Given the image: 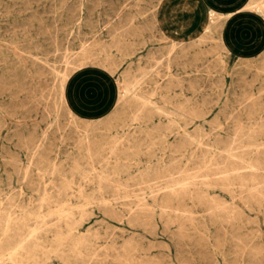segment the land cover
<instances>
[{
  "label": "rangeland",
  "instance_id": "374dc122",
  "mask_svg": "<svg viewBox=\"0 0 264 264\" xmlns=\"http://www.w3.org/2000/svg\"><path fill=\"white\" fill-rule=\"evenodd\" d=\"M236 6V0H0V242L6 215L40 242L17 258L1 256L0 264H264V14L246 8L214 20L207 15L210 7ZM63 71L76 115L60 95ZM125 79L132 86L120 98ZM233 160L241 172L255 165L243 184L198 180L214 178ZM183 188L195 191L165 200L167 190ZM66 220L70 231L61 224ZM57 223L61 240L52 231Z\"/></svg>",
  "mask_w": 264,
  "mask_h": 264
},
{
  "label": "bare ground",
  "instance_id": "6f19581e",
  "mask_svg": "<svg viewBox=\"0 0 264 264\" xmlns=\"http://www.w3.org/2000/svg\"><path fill=\"white\" fill-rule=\"evenodd\" d=\"M131 2H133V1H131ZM127 3V2H126ZM135 3H136V1H135ZM236 3H237V6L234 8V9H232V10H219V9H217V8H214V7H210L209 9H208V12H207V15L209 16V18H210V20H214L215 18H218V17H220V16H229V15H231L232 13H231V11H234V13H237L238 11H241V10H244V9H246V8H248V9H252V10H254V9H258V10H260L263 14H264V0H236ZM129 5V4H128ZM123 7V6H122ZM140 7V6H139ZM222 11H225L226 12V14H225V12H224V14H223V12ZM151 13V12H150ZM233 13V14H234ZM128 14V13H127ZM152 14V13H151ZM261 14V13H260ZM119 15V14H118ZM119 17V16H118ZM140 17V16H139ZM153 17V16H152ZM117 19V18H116ZM115 20V19H114ZM125 20V19H124ZM146 20V19H145ZM104 21H106V20H104ZM122 21V20H121ZM151 21V20H150ZM125 22V21H124ZM127 22V21H126ZM128 24V23H127ZM130 25V24H129ZM128 25V26H129ZM143 26H144V24H143ZM159 26V25H158ZM109 27H111V26H109ZM208 27V26H207ZM127 28V27H126ZM130 28V27H129ZM124 29V28H123ZM133 29H135V28H133ZM147 29V28H146ZM160 29V28H159ZM206 29V28H205ZM111 30H114V29H111ZM111 30H109V31H111ZM125 30V29H124ZM130 30V29H129ZM128 30V31H129ZM137 30V29H136ZM151 30V29H150ZM53 31V30H52ZM119 31H121V30H119ZM126 31V30H125ZM124 31V32H125ZM130 32H132V31H130ZM148 32V31H147ZM121 33H123V32H121ZM204 33V32H203ZM117 34V33H116ZM127 34V33H126ZM52 35V34H51ZM135 35H136V33H135ZM122 37V36H121ZM165 37V36H164ZM209 37V36H208ZM124 38V37H123ZM167 38V37H166ZM64 39V38H63ZM198 39H199V37H198ZM128 40V39H127ZM133 40V39H132ZM206 40V39H205ZM60 41V40H59ZM129 41V40H128ZM152 41H154V40H152ZM198 41H200V40H198ZM207 41V40H206ZM209 41V40H208ZM213 41V40H212ZM66 42V41H65ZM188 42V41H187ZM118 43V42H117ZM129 43V42H128ZM132 43V42H131ZM133 44V43H132ZM92 45V44H91ZM171 45V44H170ZM100 46V45H99ZM103 46V45H102ZM106 46V45H105ZM111 46H112V44H111ZM127 46V45H126ZM167 46H169V44L167 45ZM181 46V45H180ZM87 47V46H86ZM113 47V46H112ZM158 48V47H157ZM101 49V48H100ZM117 49V48H116ZM129 49V48H128ZM172 48H170V50H171ZM15 50V49H14ZM158 50V49H157ZM55 51V50H54ZM159 51V50H158ZM88 52H89V50H88ZM174 52H175V50H174ZM207 52V51H206ZM59 53V52H58ZM61 53V52H60ZM98 53V52H97ZM11 54H12V51H11ZM82 54V53H81ZM153 54V53H152ZM14 55V54H13ZM76 56V55H75ZM174 56H175V54H174ZM177 56V55H176ZM2 58V57H1ZM84 58V57H83ZM88 58V57H87ZM87 58H86V60H87ZM90 58H92L91 56H90ZM104 58V57H103ZM152 58V57H151ZM93 59V58H92ZM105 59V58H104ZM165 59V58H164ZM168 59V58H167ZM34 60V59H33ZM162 60V59H161ZM198 60V59H197ZM110 61V60H109ZM152 61H154V60H152ZM165 61V60H164ZM167 61V60H166ZM176 61V60H175ZM214 61V60H213ZM22 62H24V61H22ZM138 62V61H137ZM189 62V61H188ZM149 63V62H148ZM157 62H155V64H156ZM177 63V62H176ZM152 64H154V63H152ZM159 64V63H158ZM193 64V63H192ZM63 65V64H62ZM106 65V64H105ZM5 66V65H4ZM51 66V65H50ZM67 66V65H66ZM168 66V65H167ZM212 66V65H211ZM180 67V66H179ZM205 67V66H204ZM72 68H73V66H72ZM168 68V67H167ZM70 69V68H69ZM161 69V68H160ZM28 70V69H27ZM50 70V69H49ZM153 70V69H152ZM168 70V69H167ZM143 71V70H142ZM148 71V70H147ZM258 71V70H257ZM13 72V71H12ZM137 72H139V71H137ZM151 72V71H150ZM52 73V72H51ZM58 73V72H57ZM148 73V72H147ZM24 74V73H23ZM127 74H129L128 72H127ZM138 74V73H137ZM140 74V73H139ZM145 74V73H144ZM143 74V75H144ZM149 74V73H148ZM57 75V74H56ZM154 75V74H153ZM156 75V74H155ZM68 73L67 72H62V74H61V76H60V82H58L60 85H59V89H60V95H61V97H62V99H63V101L65 102L64 104L67 106V108H68V110H66V111H69V113H72V114H74V115H76V113H75V111L73 110V108H72V106L71 105H69L68 104V101H69V91H70V88H69V86H70V78H68ZM125 76V75H124ZM145 76V75H144ZM250 76V75H249ZM126 77V76H125ZM128 78V77H127ZM175 78V77H174ZM1 79H2V77H1ZM3 79H4V77H3ZM18 79V78H17ZM251 79V78H250ZM261 79V78H260ZM174 80H176V79H174ZM194 80V79H193ZM244 80V79H243ZM171 81V80H170ZM21 82V81H20ZM141 82V81H140ZM1 83V82H0ZM23 83V82H22ZM43 83V82H42ZM123 84H122V87H123V90H121V91H117V96H119L120 98L121 97H123L129 90H130V86H132V82L131 81H129L128 79L126 80H124L123 82H122ZM185 83V82H184ZM120 84V83H119ZM136 84V83H135ZM188 85H190L189 84V82L187 83ZM195 84V83H194ZM244 84V83H243ZM117 85H118V83H117ZM170 85V84H169ZM241 85V84H240ZM46 86V85H45ZM135 86V85H134ZM246 86H247V84H246ZM180 87H181V85H180ZM189 87V86H188ZM118 88H119V85H118ZM162 88V87H161ZM264 88V87H263ZM28 89V88H27ZM32 89V88H31ZM33 90H35L34 88H33ZM191 90V89H190ZM37 91V90H36ZM132 91V90H131ZM204 92V91H203ZM135 93V92H134ZM182 93V92H181ZM253 93V92H252ZM41 94H43V93H41ZM139 95V94H138ZM240 95V94H239ZM45 96V95H44ZM40 97V96H39ZM52 97V96H51ZM158 97V96H157ZM160 97V96H159ZM166 97V96H165ZM41 98V97H40ZM46 98V97H45ZM49 98V97H48ZM169 98V97H168ZM177 98V97H176ZM185 98V97H184ZM225 98V97H224ZM252 98V97H251ZM135 99H137V98H135ZM159 99H161V97L159 98ZM186 99V98H185ZM26 100V99H25ZM54 100V99H53ZM149 100V99H148ZM172 100V99H171ZM239 100V99H238ZM245 100V99H244ZM28 101V100H27ZM58 101V100H57ZM211 101V100H210ZM243 101V100H242ZM29 102V101H28ZM35 102V101H34ZM59 102V101H58ZM135 102V101H134ZM250 102V101H249ZM3 103V102H2ZM125 103V102H124ZM139 103V102H138ZM175 103V102H174ZM188 103V102H187ZM214 103V102H213ZM35 104V103H34ZM43 104V103H42ZM140 104L141 105H143L141 102H140ZM147 104V103H146ZM149 104H151V103H149ZM148 104V105H149ZM178 104V103H177ZM216 104V103H215ZM237 104V103H236ZM250 104H251V102H250ZM19 105V104H18ZM50 105V104H49ZM152 105V104H151ZM10 106V105H9ZM154 106V105H153ZM202 106V105H201ZM30 107V106H29ZM146 107V106H145ZM154 107H156V105L154 106ZM158 107V106H157ZM154 108V109H158V108ZM161 107V106H160ZM217 107H218V105H217ZM28 108V107H27ZM123 108V107H122ZM142 108H143V106H142ZM152 108V107H151ZM170 108V107H169ZM181 108V107H180ZM24 109V108H23ZM48 109V108H47ZM176 109V108H175ZM11 110V109H10ZM182 110H185V109H183L182 108ZM230 110V109H229ZM262 110V109H261ZM13 111V110H12ZM44 111V110H43ZM48 111V110H47ZM135 111V110H134ZM133 111V112H134ZM153 111H156V110H153ZM158 111V110H157ZM160 111V110H159ZM253 111V110H252ZM148 112V111H147ZM182 112V111H181ZM62 113V112H61ZM68 113V112H67ZM236 113V112H235ZM47 114V113H46ZM164 114V113H163ZM168 114H169V112H168ZM24 115H25V113H24ZM139 115V114H138ZM154 115V114H153ZM164 115H166V114H164ZM233 115V114H232ZM231 115V116H232ZM26 116H27V114H26ZM115 116V115H114ZM123 116V115H122ZM163 116V115H162ZM224 116V115H223ZM229 116V115H228ZM231 116H229V117H231ZM22 117V116H21ZM68 117H69V115H68ZM71 117V116H70ZM131 117H132V115H131ZM248 117V116H247ZM136 118V117H135ZM180 118V117H179ZM194 118V117H193ZM137 120H138V118H136ZM170 119V118H169ZM55 120V119H54ZM183 120V119H182ZM131 121H134V120H131ZM225 121V120H224ZM72 122V121H71ZM168 122V121H167ZM35 123V122H34ZM137 123V122H136ZM68 124V126H69V123H67ZM82 124V123H81ZM126 124V123H125ZM36 125V124H35ZM127 125V124H126ZM167 125V124H166ZM234 125V124H233ZM3 126V125H2ZM77 126H79V125H77ZM128 126V125H127ZM70 127H72L71 125H70ZM123 127V126H122ZM162 127V126H161ZM160 127V128H161ZM256 127V126H255ZM76 128V127H75ZM260 128H262V127H260ZM33 129V128H32ZM84 129V128H83ZM75 130V129H74ZM118 130H120V129H118ZM220 130V129H219ZM64 131V130H63ZM246 131H248V130H246ZM256 131V130H255ZM257 131H259V128H258V130ZM82 132V131H81ZM102 132V131H101ZM168 132V131H167ZM240 132V131H239ZM249 132V131H248ZM42 133V132H41ZM49 133V132H48ZM53 133V132H52ZM65 133V132H64ZM69 133V132H68ZM83 133V132H82ZM148 133V132H147ZM252 133H253V130H252ZM22 134V133H21ZM50 134V133H49ZM84 134V133H83ZM260 134V133H259ZM73 135V134H72ZM124 135V134H123ZM187 135V134H186ZM237 135V134H236ZM243 135V134H242ZM254 135V134H253ZM79 136H81V135H79ZM145 136H147V135H145ZM212 136V135H211ZM76 137V136H75ZM90 137V136H89ZM188 137V136H187ZM208 137V136H207ZM249 136H246L245 138H248ZM27 138V137H26ZM59 138V137H58ZM161 138V137H160ZM197 138V137H196ZM244 138V137H243ZM18 139V138H17ZM65 139V138H64ZM112 139V138H111ZM188 139V138H187ZM186 139V140H187ZM28 140V139H27ZM61 140V139H60ZM66 140V139H65ZM82 140V139H81ZM92 140H93V138H92ZM91 140V141H92ZM109 140V139H108ZM113 140V139H112ZM115 140V139H114ZM188 140H190V139H188ZM249 140H251L252 142H254V140H252V139H249ZM22 141H24V140H22ZM29 141V140H28ZM27 141V142H28ZM63 141V140H62ZM73 141V140H72ZM116 141V140H115ZM233 141V140H232ZM26 142V143H27ZM138 142V141H137ZM262 142V141H261ZM13 143H16V142H13ZM39 143V142H38ZM84 143V142H83ZM117 143V142H116ZM119 143V142H118ZM126 143V142H125ZM128 143V142H127ZM152 143V142H151ZM199 143V142H198ZM198 143H197V146H198ZM241 143V142H240ZM33 144V143H32ZM31 144V145H32ZM51 144V143H50ZM147 144V143H146ZM236 144V143H235ZM239 144V143H238ZM261 144V143H260ZM34 145V144H33ZM82 145V144H81ZM86 145V144H85ZM199 145H200V143H199ZM214 145V144H213ZM233 145V144H232ZM240 145H242V144H240ZM264 145V144H263ZM83 146V145H82ZM92 146V145H91ZM139 146H141V144L139 145ZM138 146V147H139ZM215 146V145H214ZM235 146V145H234ZM257 146H258V144H257ZM49 147V146H48ZM104 147V146H103ZM108 147V146H107ZM137 147V148H138ZM142 147V146H141ZM151 147V146H150ZM231 147V146H230ZM229 147V148H230ZM238 147V146H237ZM248 147V146H247ZM255 147V146H254ZM18 148V147H17ZM36 148V147H35ZM87 148V150L86 151H88V150H90V145L88 144V146L86 147ZM100 148V147H99ZM102 148V147H101ZM105 148H106V146H105ZM228 148V149H229ZM233 148H235V147H233ZM232 148V149H233ZM244 148V147H243ZM41 149V148H40ZM83 149H85V148H83ZM109 149H111V148H109ZM112 149H114V147H112ZM111 149V150H112ZM174 149V148H173ZM172 149V150H173ZM231 149V148H230ZM261 149H263V147H261ZM28 150V149H27ZM103 150V149H102ZM127 150V149H126ZM125 150V151H126ZM134 150V149H133ZM255 150V149H254ZM258 149H256V151H257ZM4 151V150H3ZM24 151V150H23ZM46 151V150H45ZM86 151H85V153H86ZM113 151V150H112ZM112 151H111V153H112ZM129 151H131V149H129ZM7 152H9V151H7ZM14 152V151H13ZM12 152V153H13ZM41 152V151H40ZM48 152V151H47ZM77 152V151H76ZM103 152V151H102ZM109 152V151H108ZM116 152V151H115ZM157 152H158V150H157ZM231 152H233V151H231ZM235 152V151H234ZM15 153V152H14ZM104 153V152H103ZM102 153V154H103ZM110 153V154H111ZM118 153V152H117ZM141 153V152H140ZM224 153V152H223ZM245 153V152H244ZM258 153L259 152H257L256 154L258 155ZM36 154H37V152H36ZM41 154L43 155V153L41 152ZM101 154V153H100ZM123 154V153H122ZM122 154H119V155H122ZM219 154H221V153H219ZM14 155V154H13ZM135 155V154H134ZM255 155V154H254ZM256 155V156H257ZM3 156V155H2ZM75 156H77V155H75ZM87 156V155H86ZM107 156V155H106ZM113 156V155H112ZM115 156V155H114ZM230 156V155H229ZM241 156H242V154H241ZM244 156V155H243ZM16 157V156H15ZM33 157V156H32ZM35 157V156H34ZM71 157H73V156H71ZM90 157V156H89ZM154 157V156H153ZM160 157V156H159ZM40 158V157H39ZM46 158V157H45ZM99 158H100V156H99ZM172 158V157H171ZM205 158V157H204ZM229 158H231V156L229 157ZM262 158H264V154L262 155ZM41 159V158H40ZM43 159V158H42ZM41 159V160H42ZM70 159V158H69ZM93 159H94V156H93ZM155 159V158H154ZM252 159V158H251ZM255 159H257V158H255ZM258 159H259V157H258ZM11 160H13V159H11ZM15 160V159H14ZM30 160V159H29ZM90 160V159H89ZM103 160V159H102ZM156 160V159H155ZM162 160V159H161ZM192 160V159H191ZM243 160V158H240V160H239V162H241ZM254 160V159H253ZM15 161H17V159L15 160ZM14 161V162H15ZM43 161V160H42ZM87 161V160H86ZM186 161V160H185ZM18 162H20V161H18ZM45 162V161H44ZM83 162V161H82ZM102 162V161H101ZM115 162H117V160L115 161ZM128 162V161H127ZM161 162V161H160ZM209 162V161H208ZM237 161H232V164H230V165H228V166H225V167H223V166H220V167H223L221 170H217V172H214V174H216V176H214V178L212 177H210V178H208V180L207 179H203V181H201V179L199 178L198 180H200V183L201 184H209V182H211V181H220L223 185H225V186H228V185H230L233 181H237L238 183H241V184H243V180L245 179V176L247 175V174H249V175H253L254 174V172L252 171V170H254L255 169V165L253 164V163H251V162H249L247 165H246V167L247 168H250L251 169V171H249V172H244V170H242V172L241 171H239V169H240V167L238 168V166L236 167L235 166V164L234 163H236ZM8 163H9V161H8ZM31 163V162H30ZM83 163H85V162H83ZM114 163V162H113ZM120 163V162H119ZM123 163H125V162H123ZM123 163H120V164H123ZM161 163H163V162H161ZM204 163V162H203ZM214 163L216 164V162L214 161ZM14 164V163H13ZM17 164H19V163H17ZM52 164V163H51ZM101 164V163H100ZM116 164V163H115ZM118 164V163H117ZM127 163H125V165H126ZM135 164V163H134ZM237 164V163H236ZM16 165V164H15ZM14 165V166H15ZM35 165H36V163H35ZM39 165H41V164H39ZM114 165V164H113ZM129 165V164H128ZM136 165V164H135ZM149 165V164H148ZM257 165V164H256ZM31 166V165H30ZM30 166L28 165V167L30 168ZM48 166V165H47ZM46 166V167H47ZM73 166V165H72ZM133 166V165H132ZM155 166H156V164H155ZM170 166V165H169ZM174 166V165H173ZM194 166V165H193ZM197 166V165H196ZM217 166V165H216ZM240 166V165H239ZM245 166V165H244ZM40 167V166H39ZM49 167V166H48ZM92 167V166H91ZM104 167V166H103ZM111 167H112V165H111ZM171 167V166H170ZM195 167V166H194ZM198 167V166H197ZM202 167H203V165H202ZM211 167V166H210ZM14 168V167H13ZM50 168V167H49ZM77 168V167H76ZM87 169H89L88 168V166L86 167ZM98 168V167H97ZM114 168V167H113ZM136 168H137V166H136ZM151 168H153V167H151ZM163 168V167H162ZM216 168V167H215ZM246 168V169H247ZM15 169V168H14ZM51 169V168H50ZM245 169V170H246ZM43 170V169H42ZM52 170V169H51ZM90 170H91V168H90ZM143 170V169H142ZM142 170H140V171H142ZM145 170V169H144ZM165 170V169H164ZM172 170V169H171ZM173 170H175V169H173ZM177 170V169H176ZM175 170V172H177ZM198 170V169H197ZM202 170V169H201ZM203 170H205V169H203ZM249 170V169H248ZM17 172H18V170H16ZM30 171V170H29ZM70 171H72V170H70ZM69 171V172H70ZM98 171V170H97ZM157 171V170H156ZM165 171H168V170H165ZM207 171H212V170H207ZM257 171V170H256ZM20 172V171H19ZM47 172V171H46ZM93 172H95L94 170L92 171V173ZM150 172V171H149ZM159 171H157V173H158ZM169 172V171H168ZM180 172H181V170H180ZM192 172V171H191ZM190 172V173H191ZM200 172V171H199ZM199 172H197V173H199ZM213 172V171H212ZM264 172V171H263ZM40 173V172H39ZM38 173V174H39ZM52 173V172H51ZM59 173V172H58ZM75 173H76V171H75ZM91 173V172H90ZM156 173V174H157ZM178 173V172H177ZM197 173H196V175H197ZM203 173H205V171L203 172ZM23 174H24V172H23ZM31 174V173H30ZM36 174V173H35ZM44 174V173H43ZM50 174V173H49ZM48 174V175H49ZM60 174V173H59ZM73 174V173H72ZM78 174V173H77ZM94 174H96V173H94ZM142 174H145L146 175V173H143L142 172ZM155 174V175H156ZM171 174V173H170ZM184 174V173H183ZM188 174V173H187ZM206 174V173H205ZM21 175V174H20ZM37 175V174H36ZM41 175V174H40ZM126 175V174H125ZM134 175H136V174H134ZM149 175V174H148ZM151 175V174H150ZM154 175V176H155ZM167 176H168V173L166 174ZM172 175V174H171ZM185 175V174H184ZM189 175V174H188ZM195 175V176H196ZM83 176H85L84 174H83ZM141 176V175H140ZM173 176V175H172ZM24 177V176H23ZM46 177V176H45ZM56 177V176H55ZM58 177H59V175H58ZM70 177V176H69ZM77 177H78V175H77ZM99 177V176H98ZM116 177V176H115ZM145 177V176H144ZM171 177V176H170ZM182 177V176H181ZM252 177V176H251ZM250 177V178H251ZM57 178V177H56ZM79 178H81V177H79ZM128 178H130V177H128ZM132 179H133V177H131ZM139 178V177H138ZM146 178V177H145ZM185 178V177H184ZM191 178V177H190ZM250 178H249V180H250ZM36 179V178H35ZM37 179H39V178H37ZM63 179V178H62ZM98 179V178H97ZM99 179H100V177H99ZM101 179H102V177H101ZM100 179V180H101ZM108 179V178H107ZM136 180L135 181H137L138 179L137 178H135ZM140 179V178H139ZM167 179H168V177H167ZM169 179H172V178H169ZM260 179V178H259ZM22 180V179H21ZM23 180H26V179H23ZM70 180V179H69ZM96 180V179H95ZM104 180V179H103ZM111 180H113L112 178H111ZM179 179H177V181H178ZM251 180H252V178H251ZM263 180V179H262ZM7 181H9V180H7ZM40 181H41V183H42V180L40 179ZM97 182H98V180H96ZM114 181V180H113ZM117 181V180H116ZM171 181V180H170ZM176 181V182H177ZM10 182V181H9ZM16 182V181H15ZM58 182V181H57ZM83 182V181H82ZM102 182H104V181H102ZM107 182V181H106ZM138 182V181H137ZM137 182H134L135 184H137ZM141 182H142V180H141ZM167 182V181H166ZM179 182V181H178ZM180 182H181V180H180ZM179 182V183H180ZM183 182V181H182ZM188 182V183H187ZM187 182H185V183H187V184H189V181H187ZM198 182V181H197ZM249 182V181H248ZM254 182V181H253ZM25 183H27V181L25 182ZM34 183V182H33ZM53 183V182H52ZM69 183V182H68ZM96 183V182H95ZM101 183V182H100ZM132 183H133V181H132ZM162 183V182H161ZM165 183V182H164ZM170 183V182H169ZM179 183L178 184H175V187H176V185H179ZM184 182L182 183V184H185ZM191 183V182H190ZM192 183H194V182H192ZM251 183V182H250ZM7 184V183H6ZM58 184H59V182H58ZM88 184V183H87ZM98 184V183H97ZM106 184V183H105ZM139 184V183H138ZM196 184V183H195ZM240 184V185H241ZM249 184V183H248ZM254 184H255V182H254ZM24 185V184H23ZM30 185V184H29ZM29 185H27V186H29ZM50 185V184H49ZM52 185V184H51ZM60 185V184H59ZM66 185V184H65ZM71 185V184H70ZM78 187H79V185L78 184H76ZM145 185H146V183H145ZM148 185V184H147ZM181 185V184H180ZM205 185H203V186H205ZM251 185H252V183H251ZM262 185V184H261ZM31 186V185H30ZM29 186V187H30ZM38 185H36V187H37ZM43 186V185H42ZM61 186V185H60ZM76 186V187H77ZM85 186V185H84ZM91 186H92V184H91ZM95 186V185H94ZM113 186V185H112ZM111 186V187H112ZM157 186V185H156ZM162 186V185H161ZM168 186V185H167ZM166 186V187H167ZM187 187H188V185H186ZM213 186V185H212ZM219 186H222V185H219ZM231 186V185H230ZM234 186V185H233ZM246 186V185H245ZM50 187V186H49ZM64 188H65V186H63ZM75 187V186H74ZM76 187H75V189H76ZM136 187V186H135ZM143 187H144V184H143ZM155 187V186H154ZM168 187H170V186H168ZM180 187V186H179ZM183 187V186H182ZM181 187V188H182ZM195 188H196V194H197V196L196 197H199L198 196V194L200 195V193H201V190L202 189H200L199 187H196V186H194ZM206 187V186H205ZM209 187V186H208ZM223 187V186H222ZM221 187V188H222ZM240 186H238V188H239ZM244 187V186H243ZM242 187V188H243ZM247 187V186H246ZM245 187V188H246ZM258 187V186H257ZM32 187H30L29 189H31ZM41 188H43V187H41ZM64 188H63V192H64ZM80 189H81V187H79ZM78 188V189H79ZM104 188V187H103ZM121 188V187H120ZM119 188V189H120ZM125 188V187H124ZM156 188V187H155ZM160 188V187H159ZM185 188V187H184ZM183 188V189H184ZM210 188V187H209ZM249 188V187H248ZM255 188V187H254ZM253 188V189H254ZM258 188H260V187H258ZM66 189H68L67 187H66ZM78 189H76V190H78ZM113 189V188H112ZM116 188H114V190H115ZM139 189V188H138ZM161 189V188H160ZM165 189V188H164ZM163 189V190H164ZM167 189V188H166ZM169 189V188H168ZM174 189V188H173ZM178 189V188H177ZM193 189V188H192ZM226 189V188H225ZM247 189V188H246ZM250 190H251V188H249ZM43 190V189H42ZM82 190V189H81ZM107 190V189H106ZM117 190V189H116ZM132 191H133V189H131ZM158 190V189H157ZM170 190V189H169ZM169 190H167L168 191V193L169 194H167L166 196H165V200L166 201H168V202H171V201H175V199L176 200H180V199H182L187 193H188V195H189V193L191 194V193H193L195 190L193 189V192L192 191H189V189L187 190V189H184V190H180V191H178V190H174L175 192H173L172 191V193H170L169 192ZM229 190V189H228ZM250 190H248V191H250ZM32 191V190H31ZM62 191V190H61ZM79 191V190H78ZM93 191V190H92ZM151 191V190H150ZM200 191V192H199ZM231 191V190H230ZM229 191V192H230ZM252 191V190H251ZM250 191V192H251ZM253 191H255V190H253ZM18 192H19V190H18ZM44 192V191H43ZM55 192H56V190H55ZM60 192V191H59ZM66 192V191H65ZM69 192V191H68ZM116 192V191H115ZM144 192V191H143ZM152 192V191H151ZM164 192H165V190H164ZM207 192V191H206ZM232 192V191H231ZM230 192V193H231ZM234 192V191H233ZM15 193V192H14ZM20 193V192H19ZM33 193H35V192H33ZM49 193V192H48ZM61 193V192H60ZM227 193V192H226ZM253 193V192H252ZM41 194V193H40ZM58 194V193H57ZM96 194H97V192H96ZM115 194H117V193H115ZM127 194V193H126ZM132 194V193H131ZM138 194V193H137ZM142 194V193H141ZM144 194V193H143ZM142 194V195H143ZM150 194H152V193H150ZM155 194V193H154ZM208 194V193H207ZM228 194V193H227ZM232 194H235V193H231V195ZM247 194L249 195V193L247 192ZM48 195H50V194H48ZM56 195V194H55ZM54 195V196H55ZM76 195H78V194H76ZM98 195V194H97ZM114 195V194H113ZM128 195V194H127ZM204 195H205V193H204ZM261 195V194H260ZM18 196V195H17ZM46 197H47V195H45ZM115 196V195H114ZM117 196V195H116ZM135 196V195H134ZM149 196V195H148ZM147 196V197H148ZM153 196V194L151 195V197ZM203 196V195H202ZM201 196V197H202ZM206 196V195H205ZM208 196V195H207ZM257 196V195H256ZM40 197V196H39ZM38 197V198H39ZM42 197H44L43 195H42ZM58 197V196H57ZM56 197V198H57ZM70 197V196H69ZM72 197V196H71ZM125 197V196H124ZM143 197V196H142ZM150 197V196H149ZM201 197H199V199L201 198ZM230 197V196H229ZM249 197L250 198H252L250 195H249ZM259 197V196H258ZM4 198H5V196H4ZM37 198V197H36ZM37 198V199H38ZM100 198V197H99ZM127 198V197H126ZM125 198V199H126ZM153 198V197H152ZM151 198V199H152ZM203 198V197H202ZM231 198V197H230ZM6 199V198H5ZM42 199V198H41ZM72 199V198H71ZM76 199V198H75ZM117 199H118V197H117ZM116 198H115V200H117ZM132 199V198H131ZM137 199V198H136ZM138 199H139V197H138ZM205 199H208L209 200V198H206V197H204L203 198V201L205 200ZM217 199V198H216ZM220 199V198H219ZM257 199H259V198H257ZM54 200V199H53ZM101 200H103V199H101ZM120 201H121V199H119ZM133 200V199H132ZM134 200H135V198H134ZM146 200V199H145ZM144 200V201H145ZM153 200H155V199H152V201ZM239 200V199H238ZM251 200V199H250ZM7 201V200H6ZM39 201H42V200H40V198H39V200L36 202V204H39ZM55 201V200H54ZM57 201V200H56ZM92 201V200H91ZM112 201V200H111ZM240 201V200H239ZM243 201V200H242ZM252 201V200H251ZM27 202V201H26ZM43 202V201H42ZM44 202H45V200H44ZM47 202V201H46ZM104 202V201H103ZM106 202V201H105ZM180 203H181V201H179ZM205 202V201H204ZM245 202V201H244ZM3 203V202H2ZM48 203V202H47ZM129 203V202H128ZM133 203V202H132ZM138 203V202H137ZM176 203V202H175ZM206 203V202H205ZM211 203H213V200L211 201ZM88 204V203H87ZM142 204V203H141ZM140 204V205H141ZM177 204V203H176ZM185 204V203H184ZM193 204V203H192ZM208 204V203H207ZM242 204H244L243 202H242ZM33 205V204H32ZM35 205V204H34ZM137 205V204H136ZM135 205V206H136ZM145 205V204H144ZM172 205V204H171ZM180 205V204H179ZM186 205V204H185ZM209 206L208 207H210V205H212V204H208ZM216 205H218L219 206V204H217L216 203ZM225 205V204H224ZM245 205V204H244ZM17 206V205H16ZM37 206V205H36ZM45 206V205H44ZM53 206H55L54 204H53ZM90 206V205H89ZM120 206V205H119ZM167 206V205H166ZM213 206H214V204H213ZM237 206V205H236ZM39 207H41V206H39ZM78 207H80V206H78ZM129 207V206H128ZM134 207V206H133ZM137 207H138V205H137ZM143 206H141V208H142ZM153 207V206H152ZM204 207V206H203ZM217 207V206H216ZM238 207V206H237ZM4 208V207H3ZM8 208V207H7ZM18 208V207H17ZM36 208V207H35ZM38 208V207H37ZM64 208V207H63ZM67 208H69V207H67ZM130 208V207H129ZM139 208V207H138ZM137 208V209H138ZM147 207H145V209H146ZM169 208H170V206H169ZM205 208V207H204ZM223 208V206L221 207V208H219L220 210ZM240 208V207H239ZM246 208H248V207H246ZM5 209V208H4ZM26 209V208H25ZM39 209V208H38ZM56 209H58V208H56ZM76 209V208H75ZM80 209V208H79ZM82 209V208H81ZM111 209V208H110ZM140 209V208H139ZM160 209V208H159ZM179 209V208H178ZM241 209V208H240ZM29 210V209H28ZM72 210V209H71ZM78 210V209H77ZM133 210L135 211V209L133 208ZM132 210V211H133ZM149 210V209H148ZM161 210V209H160ZM210 210H212V209H210ZM213 210H215V209H213ZM217 210H218V207H217ZM224 210V209H223ZM1 211V210H0ZM17 211H19V208H18V210ZM27 211V210H26ZM32 211H34V210H32ZM38 211V210H37ZM60 211V210H59ZM142 212L144 211V210H141ZM151 211V210H150ZM216 211V210H215ZM243 211V210H242ZM247 211V210H246ZM263 211H264V209H263ZM52 212V211H51ZM53 212H55V211H53ZM78 212V211H77ZM139 212V211H138ZM145 213H146V211H144ZM164 212V211H163ZM169 212H171V211H169ZM177 212V211H176ZM224 212H225V210H224ZM245 212V211H244ZM7 213V212H6ZM11 213V212H10ZM10 213H8V214H10ZM50 213V212H49ZM60 213V212H59ZM80 213V212H79ZM100 213V212H99ZM131 213V212H130ZM150 213H152V211L150 212ZM177 213H179V212H177ZM242 213V212H241ZM5 213L3 212V215H4ZM22 214V213H21ZM45 214V213H44ZM48 214V213H47ZM56 214V213H55ZM63 214V213H62ZM62 214H60V215H62ZM64 214H66V213H64ZM85 214V213H84ZM87 214V213H86ZM169 214V213H168ZM180 214V213H179ZM181 214H183V213H181ZM186 214V213H185ZM211 214V213H210ZM49 215V214H48ZM51 215H53V214H51ZM58 215V214H57ZM80 215H81V213H80ZM79 215V216H80ZM82 215H83V213H82ZM136 215V214H135ZM152 215V214H151ZM172 215V214H171ZM175 215H177V214H175V211H174V213H173V216H175ZM194 215V214H193ZM196 215V214H195ZM212 215V214H211ZM216 215V214H215ZM236 215V214H235ZM5 216V215H4ZM56 216V215H55ZM85 216V215H84ZM83 216V217H84ZM88 216V215H87ZM133 216H134V214H133ZM132 216V217H133ZM161 216V215H160ZM184 216V215H183ZM214 216V215H213ZM217 216V215H216ZM15 217V216H14ZM37 217V216H36ZM62 217H64V215H62ZM67 217H70V216H68L67 215ZM86 217V216H85ZM131 217V216H130ZM185 217V216H184ZM255 217V216H254ZM30 218V217H29ZM35 218V217H34ZM42 218L43 217H41L40 219H41V221L43 222V220H42ZM45 218V217H44ZM65 218V217H64ZM192 218H193V216H192ZM3 219V218H2ZM23 219L24 218H22V220L21 221H23ZM63 219V218H62ZM72 219V218H71ZM137 219V218H136ZM148 219V218H147ZM167 219V218H166ZM4 223H3V226H4V239L0 242V257L2 256L3 257V255H7L8 257H11V258H14V257H18L17 255H22L23 254V252H25V253H29V252H33L35 249H37V247H39L40 246V242L38 241V236L36 237V236H33V237H30L29 239H28V234L30 233L29 231H27V233H24V224H22V223H19L18 221V223H14V222H11V219L9 218V216L8 215H6V217L4 218ZM37 220V219H36ZM78 220V219H77ZM81 220V219H80ZM80 220H78L79 222H80ZM137 220H139V219H137ZM143 220V219H142ZM146 220V219H145ZM169 220H172V219H170L169 218ZM1 221V220H0ZM20 221V222H21ZM26 221V220H25ZM38 221V220H37ZM40 221V220H39ZM38 221V222H39ZM40 221V223H42ZM58 221V220H57ZM2 222V221H1ZM33 222H35V221H33ZM79 222H77L76 221V223H79ZM149 222V221H148ZM172 222V221H171ZM44 223V222H43ZM71 221H65L64 223H61V224H63V225H65V227H66V229H67V231H70L71 230ZM150 223V222H149ZM173 223V222H172ZM176 223H178V222H176ZM75 224V223H74ZM73 224V225H74ZM180 224V223H179ZM242 224V223H241ZM72 225V226H73ZM76 225V224H75ZM78 225V224H77ZM141 225H142V223H141ZM170 225V224H169ZM227 225V224H226ZM34 226H36L35 225V223H34ZM44 226H46V225H44ZM43 226V227H44ZM47 226H48V224H47ZM50 226V225H49ZM42 227V226H41ZM42 227V228H43ZM64 227V228H65ZM166 227V226H165ZM257 227V226H256ZM255 227V228H256ZM25 228H27L26 226H25ZM35 227H33V231L35 230L34 229ZM39 228V227H38ZM48 228V227H47ZM62 228V225H60V224H55V226H54V228H53V232H54V235L57 237V239H60L61 238V235L63 234V230L61 229ZM173 228V227H172ZM263 228V227H262ZM28 229V228H27ZM30 229V228H29ZM28 229V230H29ZM40 229V228H39ZM141 229V228H140ZM3 230V229H2ZM31 230V229H30ZM176 230H178V229H175V231ZM26 231V230H25ZM36 231H39V230H36ZM178 231H180V230H178ZM260 231V230H259ZM199 232V231H198ZM35 233V232H34ZM103 233V232H102ZM3 234V233H2ZM35 235V234H34ZM43 235V234H42ZM93 236V235H92ZM91 236V237H92ZM262 236L264 237V235L262 234ZM132 237V236H131ZM169 237H170V235H169ZM247 237V236H246ZM53 239V238H52ZM88 239V238H87ZM244 239H246V238H244ZM264 239V238H263ZM55 240V239H54ZM61 240V239H60ZM81 240V239H80ZM94 240V239H93ZM63 241V240H62ZM76 241V240H75ZM78 241V240H77ZM177 242H179V241H177ZM86 243V242H85ZM241 243V242H240ZM42 244V243H41ZM44 244V243H43ZM88 244V243H87ZM133 244V243H132ZM172 244V243H171ZM49 245V244H48ZM128 245V244H127ZM183 245V244H182ZM59 246V245H58ZM118 246V245H117ZM60 247V246H59ZM69 247V246H68ZM129 247V246H128ZM176 247V246H175ZM212 247V246H211ZM252 247H254V246H252ZM61 248V247H60ZM76 248V247H75ZM78 249H79V247H77ZM180 248V247H179ZM43 249V248H42ZM54 249V248H53ZM77 249V250H78ZM91 249V248H90ZM252 249V248H251ZM8 250V251H7ZM44 250V249H43ZM55 250V249H54ZM71 250H73V249H71ZM82 250H84V249H82ZM94 250V249H93ZM119 250V249H118ZM213 250V249H212ZM7 251V252H6ZM56 251V250H55ZM70 251V250H69ZM86 251V250H85ZM95 251V250H94ZM98 251V250H97ZM103 251H105L104 249H103ZM113 251V250H112ZM173 251V250H172ZM54 252V251H53ZM57 252V251H56ZM74 252V251H73ZM77 252V251H76ZM84 252V251H83ZM87 252V251H86ZM106 252V251H105ZM121 252H123V250L121 251ZM137 252V251H136ZM255 252V251H254ZM40 253V252H39ZM59 253V252H58ZM57 253V254H58ZM65 253V252H64ZM93 254H94V252H92ZM109 253H110V251H109ZM114 253H115V251H114ZM174 253V252H173ZM62 254V253H61ZM78 254V253H77ZM76 254V256H78ZM111 254V253H110ZM123 254V253H122ZM143 254V253H142ZM45 255H46V253H45ZM81 255V254H80ZM100 255H101V253H100ZM121 255V254H120ZM47 256H48V254H47ZM53 256V255H52ZM73 256V255H72ZM92 256V255H91ZM105 256V255H104ZM123 256V255H122ZM138 256V255H137ZM212 256V255H211ZM254 256V255H253ZM259 256V255H258ZM8 257H6V259L8 258ZM74 257V256H73ZM79 257V256H78ZM84 257V256H83ZM93 257V256H92ZM260 257V256H259ZM4 258V257H3ZM44 258V257H43ZM85 258V257H84ZM88 258H90L89 256H88ZM87 258V259H88ZM126 258H128V256L126 257ZM215 258V257H214ZM261 258V257H260ZM46 259V258H45ZM44 259V260H45ZM56 259H57V257H56ZM90 259H92V258H90ZM153 259H155L156 260V258H153ZM4 260H5V258H4ZM8 260V259H7ZM16 260H18V259H16ZM43 260V261H44ZM89 260V259H88ZM254 260V259H253ZM8 261H10V260H8ZM25 261V260H24ZM31 261V260H30ZM46 261V260H45ZM47 261H48V259H47ZM82 261V260H81ZM81 261H80V263H81ZM137 261V260H136ZM213 261V260H212ZM7 262V261H6ZM11 262V261H10ZM42 262V261H41ZM93 262V261H92ZM98 262V261H97ZM117 262V261H116ZM151 262V261H150ZM26 263V262H25ZM94 263V262H93ZM115 263V262H114ZM118 263V262H117ZM35 264H36V262H35ZM62 264H63V262H62ZM116 264V263H115ZM121 264V263H120ZM126 264H129V263H126ZM141 264V263H140Z\"/></svg>",
  "mask_w": 264,
  "mask_h": 264
}]
</instances>
